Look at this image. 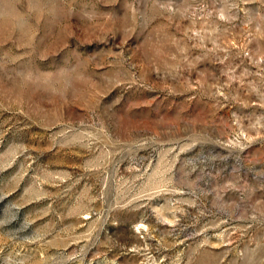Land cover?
Listing matches in <instances>:
<instances>
[{"label": "rangeland", "instance_id": "374dc122", "mask_svg": "<svg viewBox=\"0 0 264 264\" xmlns=\"http://www.w3.org/2000/svg\"><path fill=\"white\" fill-rule=\"evenodd\" d=\"M0 264H264V0H0Z\"/></svg>", "mask_w": 264, "mask_h": 264}]
</instances>
